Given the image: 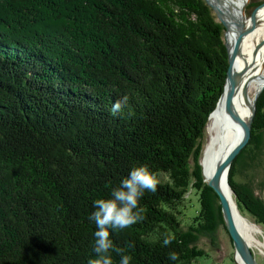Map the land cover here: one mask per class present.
Listing matches in <instances>:
<instances>
[{
    "label": "trees",
    "instance_id": "1",
    "mask_svg": "<svg viewBox=\"0 0 264 264\" xmlns=\"http://www.w3.org/2000/svg\"><path fill=\"white\" fill-rule=\"evenodd\" d=\"M224 30L205 0H0V264L95 258L92 201L134 163L158 183L138 202L142 219L110 231L129 264H193L202 239L228 234L199 165L229 65ZM255 104L227 181L264 232V200L239 178L263 146L264 89ZM190 190L198 208L184 225Z\"/></svg>",
    "mask_w": 264,
    "mask_h": 264
},
{
    "label": "bare ground",
    "instance_id": "2",
    "mask_svg": "<svg viewBox=\"0 0 264 264\" xmlns=\"http://www.w3.org/2000/svg\"><path fill=\"white\" fill-rule=\"evenodd\" d=\"M211 1V0H208ZM211 4L213 6L217 5V12L220 16L221 20H226L225 17L230 19L231 24H228L230 28L231 35L228 36L229 40L226 39V44L230 42V46H228L229 53L232 52L233 42L237 38V32L240 25L245 28L244 34L242 37V55H238L230 60L231 71H234L237 61L238 65L236 70H240L244 66V58H249L257 55V60H250L248 64L244 66L243 69L246 70V74L253 73V79L247 85V97L245 101L250 102L249 104L246 102L243 103L239 100H236V97L241 95V99L245 98L240 93V85L237 88L234 96V105L236 110L241 111V118L246 122L248 121V115L250 117V106L252 105L253 97L256 94V90L258 91L260 88L264 87V51L257 46L256 53L253 51H247V49H254L256 41L254 38H262V34H264V7L262 9V5L255 10L253 15L250 17L245 14V5L248 0H212ZM232 35L234 41L232 39ZM254 42V43H253ZM264 47V46H263ZM237 59V60H236ZM246 76V75H245ZM245 76H243L241 85L243 88V84L245 82ZM255 90V91H254ZM255 93V94H254ZM236 100V102H235ZM244 100V99H243ZM236 103V104H235ZM246 108V110H245ZM220 109V110H219ZM217 111H213L208 119L207 129L210 131V137L208 135V139L203 147L201 157L199 158V165L201 169L202 178L205 181H209L218 166L221 160L225 157L228 151L236 145L241 137H242V128L241 125L235 122L231 116L226 112L225 109V95L220 98V108ZM219 110V111H218ZM239 114V113H238ZM220 189L223 194L227 197L231 206V213L235 219L233 218L236 229L238 230L240 236L243 238L249 249L258 250L262 253L264 251V242H262L258 235L260 233V228L248 221L246 218L242 217V215L237 212L236 205L231 195L232 190L229 188L227 184V179L222 178L220 182ZM231 191V192H230ZM236 264H243L242 261L235 256Z\"/></svg>",
    "mask_w": 264,
    "mask_h": 264
},
{
    "label": "clouds",
    "instance_id": "3",
    "mask_svg": "<svg viewBox=\"0 0 264 264\" xmlns=\"http://www.w3.org/2000/svg\"><path fill=\"white\" fill-rule=\"evenodd\" d=\"M128 97L124 96L112 104L110 111L118 112L127 104ZM156 174L147 164L134 163L127 175L114 187L109 198H97L92 201V211L87 219L95 225L93 233V251L95 258H89L87 264H113L111 252L120 256L119 264H129L131 256L125 248L114 245L110 231L115 234L142 219V209L138 207L139 200L145 192L155 193L157 188ZM168 239L163 241L166 246ZM169 260L175 262V253L169 254Z\"/></svg>",
    "mask_w": 264,
    "mask_h": 264
},
{
    "label": "rangeland",
    "instance_id": "4",
    "mask_svg": "<svg viewBox=\"0 0 264 264\" xmlns=\"http://www.w3.org/2000/svg\"><path fill=\"white\" fill-rule=\"evenodd\" d=\"M257 1H259L261 4L258 5V6H255V3ZM207 2L217 12V9H216L217 5L213 6L211 4V2H213L212 0L211 1L207 0ZM261 5H262V9H263L264 0H248L246 5H245V14H246V16L250 17L251 15H253L255 10L257 8H259ZM214 10H213V12H214ZM217 14H218V12H217ZM215 15H216V13H215ZM225 18H226V20H224V21L222 20V21L225 23V25L227 27L224 30V33H223L224 34L223 38H224L225 43H226V39L225 38H227L229 40L228 36L231 35L232 33L230 31V28L228 27V24L229 23L231 24L230 19L228 17H225ZM248 30H247V32L244 35H246L248 33ZM262 36L263 37L260 38L259 40H258V38H254L255 41H256L254 49H247V51H253V52L256 53L257 46L260 47L264 51V47H263L264 46V34H262ZM232 39L234 41L233 35H232ZM230 44H231V40L226 45L230 46ZM233 45H234V42H233ZM241 55H242V51H241ZM256 57H257V55H254V56L250 57V59L249 58H244V61H245L244 62V66L246 64H248L250 62V60H253V59L257 60L258 58H256ZM237 65H238V61H237ZM237 65H236L235 69L237 68ZM244 66H243V68H244ZM235 69H234V71H235ZM241 87H242V85L240 83V93L242 94L243 88H241ZM263 89H264V87H262V89L260 88L258 91L256 90V94L254 93L255 96ZM255 96L253 97L252 104L254 103ZM240 98H241V95H239V97H236L235 99L239 100V101H241V102H243L245 104H246V102L248 104L250 103L248 101H245L246 98H243L244 100L243 99L240 100ZM236 100H235V102H236ZM255 103H256V101H255ZM234 107H235V105H234ZM219 108H220V99H219L216 107L213 109V111H215V110L217 111V109H219ZM245 110H246V108H245ZM236 112L239 113V116H241V111L240 110H236ZM248 118H249V115H248ZM208 119H209V117H208ZM208 123L209 122L207 121V125H208ZM207 125H206L205 138H204V142L205 143H206V141L208 139V135L210 137V131L207 129ZM261 136H262V139H263V142H262L263 146H261V148L258 149V151H259L258 155L259 156L256 155L255 162L253 164H251L248 167V170L244 174L240 175L239 178L241 179V181L243 183H248L249 185H251V187L254 189V193L256 195H258L259 198L264 200V128L261 130ZM205 143H204V146H205ZM201 154H202V152H201ZM190 163L192 164V162H190ZM202 180H203L204 183H207V181H205L203 178H202ZM231 195L233 197L232 193H231ZM197 198H198V196H197L196 192L194 190H190L189 193L186 195L185 199L183 200L181 206H180V210H181L182 214H180L179 217L181 218V222L184 225H187V223L190 222V219H191L190 217H192V215L194 214V210L196 208H198ZM235 205H236V203H235ZM236 210L237 211L234 210V213L239 212L237 206H236ZM220 212H221V210H220ZM221 216H222V214H221ZM242 217H244V216L242 215ZM233 218L235 219V214H234ZM244 218H246L248 221L253 223L251 218H248V217H244ZM253 224H255V223H253ZM258 227L260 228V233L258 235V238L262 242H264L263 229L260 226H258ZM214 239H215V241H214L212 246H211V244H210L208 239H202L201 242H203V245L201 244V246L205 248L207 254L203 258H200L197 262H195L193 264H236L235 255H234V247H233V244H232V240H230L231 239L230 236L226 233V231L224 230V228L222 226L219 227V229L217 230V233H215ZM251 251L253 252V255H254L255 259L257 260V263L258 264H264V251H262V253L259 252L256 249L251 250Z\"/></svg>",
    "mask_w": 264,
    "mask_h": 264
},
{
    "label": "water",
    "instance_id": "5",
    "mask_svg": "<svg viewBox=\"0 0 264 264\" xmlns=\"http://www.w3.org/2000/svg\"><path fill=\"white\" fill-rule=\"evenodd\" d=\"M205 1L207 2V0H205ZM207 4L210 5L208 2H207ZM211 8L214 10V8L212 6H211ZM214 12L216 13V16L219 19V21L222 23V25L226 29L227 27H226L225 23L220 19L219 15L217 14V12L215 10H214ZM244 32H245V28L242 25H240L238 28V32H237V38L235 40V43H234V46H233L231 53H229L228 47L226 45L227 51H228V63H229V65H228V69H227V74H226L223 92L221 94V96L225 95L226 112L231 116V118L235 122H237L238 124L241 125L242 137H241L240 141L236 145H234L228 151V153L225 155V157L221 160V162L218 164V166L214 172V175L212 176V178L209 181H207L206 184L214 191V193L218 197L223 222H224L226 230H227V232H228V234L232 240V244L234 247V255L238 256V258L242 261L243 264H258L257 260L255 259L254 255H253V252L251 251V249H249V247L247 246V244L245 243L243 238L240 236L238 230L236 229V226H235L234 221H233V216L231 213L230 202L227 199V197L223 194V192L221 191L220 186H219L221 179L223 177L227 179L228 172H229L232 161L234 160V158L239 154V152L242 150V148H244L245 145L247 144V142L249 141V138L251 135V124H252L254 114H255V101H256L258 95L260 94V92L262 91L261 90L255 96L254 103L250 106V117H249L248 121L245 122L235 110L234 96H235V92H236L237 88L239 87V85L242 81L243 76L246 75L245 76L246 79H245V82L243 84L242 95L245 98L247 97V91H246L247 88L246 87L249 84V82L253 79V77H252L253 73L251 72L247 75L246 74L247 69L246 70L240 69V70H236V71H231V66H230L231 58H234V57L241 54L242 37H243ZM221 96H220V98H221ZM227 184H228V181H227ZM228 186H229V184H228ZM229 188H230V186H229Z\"/></svg>",
    "mask_w": 264,
    "mask_h": 264
}]
</instances>
